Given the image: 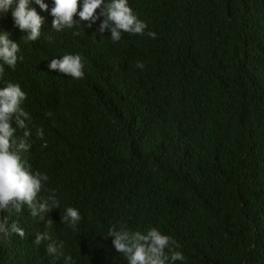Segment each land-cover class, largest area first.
<instances>
[{
	"label": "trees",
	"instance_id": "obj_1",
	"mask_svg": "<svg viewBox=\"0 0 264 264\" xmlns=\"http://www.w3.org/2000/svg\"><path fill=\"white\" fill-rule=\"evenodd\" d=\"M45 2L37 41L0 16L20 44L0 87L27 93L21 155L49 177L38 199L54 192L59 208L0 213L25 233L0 239V264H127L113 227L159 229L185 257L176 264H264V0H129L147 29L118 42L101 36L103 17L51 29ZM66 54L82 57V78L48 69ZM67 207L81 212L74 227Z\"/></svg>",
	"mask_w": 264,
	"mask_h": 264
},
{
	"label": "clouds",
	"instance_id": "obj_2",
	"mask_svg": "<svg viewBox=\"0 0 264 264\" xmlns=\"http://www.w3.org/2000/svg\"><path fill=\"white\" fill-rule=\"evenodd\" d=\"M52 4L54 6L51 7V15L54 19L51 29L57 32L74 28L81 21L86 22L88 28H92L101 21V17L103 20L99 32L101 36L110 32L113 42H118L123 33L144 35L147 29V24L139 19L129 0H52ZM36 6L44 12L49 10V4L45 0H0V16L10 13L14 26L23 33L22 37L26 41H37L46 18L37 11ZM147 35L154 39L156 33L148 32ZM19 51V41L10 39L8 32L0 31V72L4 65L13 69L16 67L20 59ZM137 67L143 69L144 65L139 63ZM83 68L79 54H66L52 59L48 64L49 70H57L74 79L84 76ZM26 99L27 93L19 83L9 82L0 87V213L10 208L21 213L27 206L33 217L39 216L43 219L42 214L52 208H59V200L54 192L44 199H38L49 177L45 173L32 170L21 155L31 145L27 139L17 140V130L23 129L25 138L32 136L29 128L31 117L22 107ZM36 135L42 138L43 130H38ZM81 218L78 208L67 207L62 213L61 222L70 223L74 227ZM13 233L20 237L25 234L17 223L9 224L7 217L0 220V239ZM109 237H112L111 243L115 251L123 254L127 264H176L177 261L183 262L185 259L182 252L173 249L175 241L157 228H151L145 233L113 227L109 230ZM47 239V233H41L35 237L34 244L39 245ZM46 252L55 255L56 245L49 243Z\"/></svg>",
	"mask_w": 264,
	"mask_h": 264
}]
</instances>
